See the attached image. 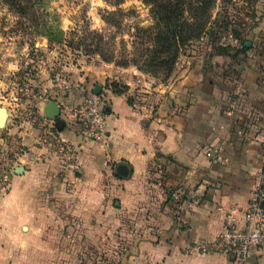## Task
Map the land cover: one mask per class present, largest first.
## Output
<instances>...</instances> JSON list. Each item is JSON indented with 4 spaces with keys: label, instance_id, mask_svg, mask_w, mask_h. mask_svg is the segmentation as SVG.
<instances>
[{
    "label": "crops",
    "instance_id": "obj_1",
    "mask_svg": "<svg viewBox=\"0 0 264 264\" xmlns=\"http://www.w3.org/2000/svg\"><path fill=\"white\" fill-rule=\"evenodd\" d=\"M226 57L180 56L166 82L132 103L128 95L140 91L131 80L123 93L105 83L121 72L144 75L137 68L82 66L68 99L79 103L101 86L107 139L90 141L58 122L59 137L77 151L71 166L38 144L41 122L6 116L0 172L11 164L13 172L0 193V264H237L225 253L188 251L213 241L229 217L243 226L264 164L262 72L237 65L233 76ZM75 248L84 261L71 257ZM119 248L123 259L92 260ZM46 251L69 259L44 260ZM244 264H264V246Z\"/></svg>",
    "mask_w": 264,
    "mask_h": 264
},
{
    "label": "rangeland",
    "instance_id": "obj_2",
    "mask_svg": "<svg viewBox=\"0 0 264 264\" xmlns=\"http://www.w3.org/2000/svg\"><path fill=\"white\" fill-rule=\"evenodd\" d=\"M8 3L9 0H0V112L14 121H26L29 124H42L45 119H51L46 117L44 109L43 112L39 111V105L53 101L56 103L62 96L70 98L73 77L85 64L95 67L106 63L122 67L116 65L123 56L121 39L127 50L131 51L129 33L134 31L136 25L146 26L151 23L149 6L143 0H123L119 6L112 5L108 0H42L41 9L46 18L51 20V27L63 30L67 39L74 40L73 46L83 37L87 27L103 33L110 40L109 49L113 48L116 58L106 62L99 55L86 54L81 48L72 49L66 41L50 42L45 35L36 33L33 24ZM114 10H117L114 17L121 20L118 29L103 19V16ZM213 19L215 22L210 28L209 41H202L199 53L210 50L214 54L227 56V68L230 74L233 72V76H236L234 67L237 65L255 67L262 72L263 77L260 78H263L264 86V0H217ZM141 72L144 75L121 72L123 74L118 75V80L112 77L105 85L123 93L129 89L123 80H131V86L140 91L128 95L133 102V97L151 94L148 91H153L152 87L159 86L172 76L164 80L161 76ZM4 128L5 122L2 121L0 139L5 135ZM2 147L4 144L0 140V149ZM65 188V192L69 191ZM122 242L127 243L126 240ZM78 249L73 250L71 257L84 261V252ZM125 253L123 248H119L118 252L112 254H93L92 260L98 257L101 263H106L111 259H123ZM50 254L53 255L46 251L42 258L51 261L57 259L59 262L69 259L66 251L63 254Z\"/></svg>",
    "mask_w": 264,
    "mask_h": 264
},
{
    "label": "trees",
    "instance_id": "obj_3",
    "mask_svg": "<svg viewBox=\"0 0 264 264\" xmlns=\"http://www.w3.org/2000/svg\"><path fill=\"white\" fill-rule=\"evenodd\" d=\"M112 5L119 6L123 0H108ZM149 6L151 23L146 26L136 25L129 33L131 51L127 50L123 40V56L116 65L136 66L139 70L155 76L168 79L181 55H196L201 50V43L208 40L210 28L215 22L214 8L217 0H143ZM8 3L15 11L22 14L24 19L33 24L36 33L45 35L50 42L66 41L72 49H82L86 54L99 55L103 61L116 60L110 40L99 31L88 27L83 37L76 41L67 39L63 30L51 27V20L41 9L42 0H9ZM118 10V8H117ZM114 10L103 16L104 21L118 29L121 20L114 17ZM113 37V35L111 36ZM208 38V39H207ZM209 41V40H208ZM115 93L122 91L112 88ZM128 102L132 103L131 98Z\"/></svg>",
    "mask_w": 264,
    "mask_h": 264
},
{
    "label": "built area",
    "instance_id": "obj_4",
    "mask_svg": "<svg viewBox=\"0 0 264 264\" xmlns=\"http://www.w3.org/2000/svg\"><path fill=\"white\" fill-rule=\"evenodd\" d=\"M57 118L45 119L42 122V135L38 144L50 147L59 163L71 166L77 160V151L68 141L59 137L58 122L76 127L79 134L93 142H104L107 139L105 129L106 99L103 93L90 92L79 103H72L66 96L58 99ZM222 145L213 147L214 159L222 151ZM13 165H3L0 172V193L10 187V175ZM264 246V164L258 173L252 196L243 216V226L239 227L229 217L224 230L211 242L194 243L190 251L221 252L234 257L237 264L246 263L257 247Z\"/></svg>",
    "mask_w": 264,
    "mask_h": 264
},
{
    "label": "water",
    "instance_id": "obj_5",
    "mask_svg": "<svg viewBox=\"0 0 264 264\" xmlns=\"http://www.w3.org/2000/svg\"><path fill=\"white\" fill-rule=\"evenodd\" d=\"M100 89H101V86L100 85H96V88H94V92L96 94L100 93ZM108 110V107H105V111ZM59 107L58 105L53 101V102H50V103H47L46 106L44 107V113L46 115V117L48 118H57L58 115H59ZM5 119V115L3 112H0V123H2V121H4ZM22 171V168L19 166L17 169H16V173H21Z\"/></svg>",
    "mask_w": 264,
    "mask_h": 264
}]
</instances>
